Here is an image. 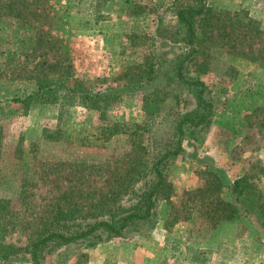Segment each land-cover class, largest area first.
I'll list each match as a JSON object with an SVG mask.
<instances>
[{
    "label": "rangeland",
    "instance_id": "obj_1",
    "mask_svg": "<svg viewBox=\"0 0 264 264\" xmlns=\"http://www.w3.org/2000/svg\"><path fill=\"white\" fill-rule=\"evenodd\" d=\"M205 1L214 10H241L253 20L251 33L227 27L185 63V75L206 84L213 115L166 166L170 197L158 199L152 222L122 236L99 231L77 242L49 243L43 264H264V245L248 221L211 229L198 210L205 204L199 194L208 184L206 171L214 167L229 179L245 175L260 188L264 223V0ZM183 2L11 0V15L0 12V198L9 201L8 221L0 227L3 243L26 246L57 205L88 204L116 189L135 157L150 164L173 144L177 117L196 107L193 89L177 83L174 74L187 51L175 16ZM147 58L163 100L152 116L142 105L149 86L126 88L103 113L71 106L60 120L58 104L34 101L22 114L11 101L35 89L45 63H71L73 78L102 91L124 83L126 69L135 71ZM114 121L124 131L105 139L102 131ZM44 127H57L61 136L45 139ZM139 141L146 155L136 147ZM150 177L141 178L134 191ZM134 200L133 193L124 194L119 204L128 207ZM23 252L12 261L26 264Z\"/></svg>",
    "mask_w": 264,
    "mask_h": 264
},
{
    "label": "trees",
    "instance_id": "obj_2",
    "mask_svg": "<svg viewBox=\"0 0 264 264\" xmlns=\"http://www.w3.org/2000/svg\"><path fill=\"white\" fill-rule=\"evenodd\" d=\"M9 2V4H8ZM0 5V12L11 15V0ZM1 3V1H0ZM177 20L184 29V42L187 51L175 62L174 74L177 83L193 89L196 107L180 114L174 127V142L165 148L150 162L147 158L135 157L117 179L116 189L92 199L88 204H74L63 208L57 205L49 211L47 220L37 236L26 246H15L1 241L0 230V264H19L12 258L21 251L28 253L26 264H43V249L49 243L68 244L96 235L97 232H106L108 237H118L128 230L152 222L154 208L158 199H168L171 185L167 181L165 169L170 161L183 151V140L196 128H203L209 124L213 115V103L206 96V84L199 78L187 77L184 73L185 63L199 53V49L206 42L218 41L217 37L224 33L227 27L232 31L241 28L243 34L251 33V17L241 10H214L207 6L205 0H187L179 4L175 11ZM215 34V36H214ZM251 36V35H249ZM262 64V63H260ZM261 66V65H260ZM42 69L47 71L35 78V89L25 96H16L11 101L26 114L32 103L37 101L44 104H58L57 119L60 120L71 106H80L87 110L103 113L112 101L120 98L126 88L148 89L143 100V109L148 116L158 112L163 101L155 81V70L152 60L145 59L144 63L135 67V71L126 69L122 76L124 83L118 87L102 91L91 90L83 81L73 78L71 63H45ZM159 94V95H158ZM121 123L114 121L102 131L105 139L123 132ZM140 129V124H134ZM61 130L57 127L42 128L45 139H58ZM141 141L136 147H146ZM208 184L200 190V200L205 202L199 208V216L205 220L209 228L214 229L217 224L243 219L254 228L260 243L264 245V223L262 191L245 175L229 179L219 168L210 167L207 171ZM150 175L145 188L134 191V186L141 178ZM133 193V204L125 207L119 204L124 194ZM23 199V194H22ZM9 201L0 198V227L8 221ZM92 221L85 224L79 220ZM5 225V224H4ZM3 225V228H4ZM206 226V225H205ZM5 230V228H4ZM23 252V253H25Z\"/></svg>",
    "mask_w": 264,
    "mask_h": 264
},
{
    "label": "crops",
    "instance_id": "obj_3",
    "mask_svg": "<svg viewBox=\"0 0 264 264\" xmlns=\"http://www.w3.org/2000/svg\"><path fill=\"white\" fill-rule=\"evenodd\" d=\"M92 70V69H91Z\"/></svg>",
    "mask_w": 264,
    "mask_h": 264
}]
</instances>
